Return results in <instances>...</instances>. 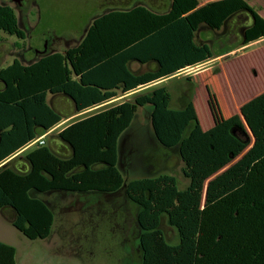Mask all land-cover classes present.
Listing matches in <instances>:
<instances>
[{"label": "trees", "instance_id": "obj_1", "mask_svg": "<svg viewBox=\"0 0 264 264\" xmlns=\"http://www.w3.org/2000/svg\"><path fill=\"white\" fill-rule=\"evenodd\" d=\"M139 3L145 2L126 9ZM172 7L151 10L165 14ZM237 20L239 46L219 51L214 39H199L204 29L216 34V41L227 39ZM4 34L26 38L14 9L0 4V43ZM262 38L264 17L249 0H211L91 66L78 79L68 55L48 46L29 63L15 58L0 68V159L68 117L50 103L48 92L72 100V116L113 92H133ZM188 83L196 87V82ZM72 84L78 93L88 90L93 98L79 105L76 95L66 89ZM194 94L193 88L184 90L183 106L173 107L169 90L157 102L152 92L138 93L131 101L79 119L58 134L69 146L70 156L36 143L0 167V214L29 239H47L53 232L55 211L45 195L123 192L139 209L138 264H264V147L250 148L247 159L212 178L203 207L154 186H130L119 168V140L138 108L146 104H155L151 123L157 142L179 156L197 121ZM17 103L26 128L22 142L16 133ZM243 113L247 116L246 110ZM231 133L240 142H249V134L239 126ZM4 142L9 148L1 153ZM164 223L177 230L176 243L169 242ZM0 264H16V248L1 241Z\"/></svg>", "mask_w": 264, "mask_h": 264}, {"label": "rangeland", "instance_id": "obj_2", "mask_svg": "<svg viewBox=\"0 0 264 264\" xmlns=\"http://www.w3.org/2000/svg\"><path fill=\"white\" fill-rule=\"evenodd\" d=\"M139 1H144L149 6L141 3L126 9ZM208 1L210 0H38L36 5L22 10L11 0H0V4L14 9L19 26L26 33L25 39L3 35L4 41L0 43V68L8 66L15 58L29 63L48 46L51 50L67 54L73 75L78 76L89 65L96 63L95 58H102L101 55L108 54L110 50L138 40L157 26L167 24ZM253 3L252 6L258 12L264 11V0H254ZM170 5L173 7L165 14H157L151 10V7L166 10ZM262 16L264 17V13ZM237 21L227 39L216 41V34L214 37L213 32L205 29L199 34V39H214V46L219 51L226 47H237L241 42L238 28L240 22ZM227 54L222 59H228L225 73L210 77L207 81L201 78L202 83L194 97L197 121L181 145L179 156L175 151L169 150L164 158L159 157L155 162L158 147L162 148L151 123L155 104L138 108L119 144V168L128 185L154 186L179 200L200 207L203 189L212 178L247 159L246 154L250 148L264 147V40ZM219 63L220 60L185 70L181 78L157 83L148 87L150 89L144 93L152 92L156 102L165 90H169L174 99H178L186 89L193 88L196 93V87L188 83L187 77L203 69L207 73H218ZM66 89L76 95L79 105L93 98L88 90L78 93L75 84ZM56 105L65 113H70L75 108L72 100L64 95H61ZM20 108L19 103L14 105L18 117L16 133L19 142H22L26 136V128L21 119ZM243 110H246L247 116ZM235 126L249 134V142L237 140L231 133V128ZM45 139L47 142L48 138ZM49 140L50 145H55L56 140L52 135ZM3 144L1 153L9 148L5 142ZM52 199L56 218L50 240H30L0 217V239L17 246L20 260L30 255L31 264H138V256L134 250L131 251L130 245L124 243L120 229L115 227L117 221H112L111 218L108 221L107 217H100V221L96 217H85L82 209L84 206L71 204L72 197L57 195ZM91 204L92 201L87 202L85 208ZM127 207L128 213L135 212L131 206ZM89 211L93 213L97 209L91 206ZM92 221L95 223H90ZM163 227L169 242L176 243L177 230L166 223ZM79 245H84V249H77L76 246ZM78 251L81 253L78 254Z\"/></svg>", "mask_w": 264, "mask_h": 264}, {"label": "crops", "instance_id": "obj_3", "mask_svg": "<svg viewBox=\"0 0 264 264\" xmlns=\"http://www.w3.org/2000/svg\"><path fill=\"white\" fill-rule=\"evenodd\" d=\"M211 1V0H210ZM249 2H250V4L251 5H253L254 6V0H249ZM169 12V11H168ZM167 13V12H166ZM259 13L261 14V15H263V13H264V11H259ZM184 15V14H183ZM171 22V21H170ZM169 23V22H168ZM165 25V24H164ZM164 25H162V26H164ZM162 26H160V27H162ZM159 26H157L154 30H152L151 32H153V31H155V30H157L158 28H160ZM151 32H148L147 34H145V35H143L142 37H144V36H146V35H148L149 33H151ZM141 37V38H142ZM141 38H139V39H141ZM264 40V38H262V39H260V40H258V41H255V42H253V43H251V44H249V45H252V44H255V43H260V42H262ZM137 41V40H136ZM135 42V41H134ZM134 42H132V43H134ZM132 43H130V44H128V45H123V46H121V47H117V48H115V50H110L109 51V53L108 54H103V55H101V56H103L102 58H100V57H97V58H95L94 59V61H96V63H94V64H92V65H89V67L88 68H90L91 66H94L95 64H97V63H99V62H101V61H103L104 59H106V58H108L109 56H111V55H113V54H115V53H117L118 51H120V50H122V49H124L125 47H127V46H129V45H131ZM249 45H247V46H249ZM247 46H243L242 48H244L245 49V47H247ZM238 49V48H237ZM233 51V50H232ZM228 56V54H224V55H220V56H218V57H216V58H213V59H211V60H209V61H206V62H204V63H201V64H198V65H196V66H192V67H189V68H193V67H196V68H198V67H202V66H205V65H207V64H210L211 62H215V61H219L220 60V63H219V65H220V70H219V72L218 73H210V72H208L207 73V70L206 69H203L202 71H199V72H197L196 74H194L193 76H190V77H187L189 80H191V81H194V82H196V93L194 94V97H195V95H197V89L199 88V86H200V84L202 83V77L203 78H205V80L207 81V79H209L210 77L212 78V77H217V76H219V75H221L222 73H225L226 71H225V67H226V61L228 60V59H226V60H222L223 58H226ZM238 56V55H237ZM234 58V57H233ZM232 59V58H231ZM134 66H136V65H134ZM87 68V69H88ZM185 70H182L181 72H179V73H177V74H175L174 76H171V77H168V78H165V79H162V80H160V81H157V82H155V83H152V84H150V85H147V86H144V87H141V88H139L138 90H135V91H133V92H130V93H127V94H122L121 92H119V91H116V92H113V93H111V95L110 96H108L106 99H104V100H102L101 102H97V103H94V104H90L88 107H86V108H84L83 110H81V111H79L77 114H75V115H72V116H69V115H71L72 113H74V111H72V112H70V113H65L66 115H68V117L67 118H65L61 123H59L57 126H55L53 129H51L50 131H48L47 133H45V134H43L41 137H43L44 139L45 138H48V140H47V142H46V144L47 145H49V146H51L53 149H54V151L56 152V153H58L59 155H61V156H70V154H71V150H70V148H69V146L67 145V144H65L59 137H58V134L64 129V128H66L68 125H70L71 123H73V122H75V121H77V120H79V119H82V118H85V117H87V116H90V115H92V114H95V113H97V112H99V111H101V110H104V109H106V108H109L110 106H112V105H116V104H119V103H122V102H124V101H131V100H133V98H134V96L136 95V94H138V93H143V92H145L147 89H150L151 87H153V85H156L157 83H166V82H169V81H172V80H175V78H181V76H183L182 74H184L183 72H184ZM79 75H80V73H79ZM79 75L78 76H74V79H78L79 78ZM228 82H230V80H228ZM148 87H150V88H148ZM182 93H184V91H182ZM181 93V94H182ZM179 95L178 96V99H174L173 98V100H172V106L173 107H182L183 106V101L181 100V96L182 95ZM61 95H63V94H61V93H50V92H48V95H47V98H48V100L50 101V103L51 104H53L58 110H61V109H59L58 108V106L56 105V102L58 101V99L61 97ZM193 102H194V104H195V107H196V101H195V98H193ZM174 104V105H173ZM197 110V109H196ZM50 135H52V137L56 140V143H55V145H50V140H49V136ZM41 137H39V138H41ZM38 138V139H39ZM121 139H122V137L120 138V140H119V144H120V142H121ZM45 141H46V139H45ZM37 143V142H36ZM34 141H27V142H25L24 144H22V145H20V146H18V147H16V149L15 150H13L12 152H10V153H8L6 156H4L2 159H0V167L1 166H3L4 164H6L7 162H9V161H11L12 159H14V158H16L17 156H19V155H21V154H23V153H25L28 149H30L33 145H35L36 144ZM62 143V144H61ZM120 156V155H119ZM17 163L19 164V163H22L21 161H17ZM207 188V187H206ZM206 188H204L203 190V195H202V198H201V201H200V204L202 203V206H200V207H203L204 206V202H205V195H206ZM92 193V192H91ZM91 193H88V194H91ZM87 193H77V192H68V191H58V192H55V193H51V194H48V195H45V198L48 200V202L53 206L54 205V203H53V197H55V196H59V195H61V196H64L65 198H67V197H72V200H70V202H71V204H72V202L74 201V199L76 198V197H78V196H82V195H86ZM94 194V193H93ZM95 195H97V194H95ZM49 196H52V198H49ZM203 196H204V199H203ZM55 199V198H54ZM85 201H88V200H85ZM83 204V206L85 205L86 206V204H87V202H83L82 203ZM85 206L82 208V209H84V216L85 217H89L90 219L91 218H94V217H96L97 218V221L99 220H101L100 219V217H107V215H105L104 213H98V214H96V212H93V213H91V211H89L90 209H91V207L90 206H88L87 208H85ZM54 207V206H53ZM55 211V210H54ZM0 217L2 218V220H4L5 222H8L9 224H11L12 225V223L11 222H9V221H7L1 214H0ZM84 217V218H85ZM55 218H56V213H55ZM95 218V219H96ZM120 217H119V214L118 215H116V214H114V215H112V221H118V219H119ZM88 219H86V221H87ZM90 223H95L94 221H92V222H90ZM13 226V225H12ZM94 226V228L92 229V230H94L95 229V225H93ZM14 227V226H13ZM86 227V229L88 228V225L87 226H85ZM15 228V227H14ZM92 228V227H91ZM19 231V230H18ZM20 232V231H19ZM86 234H87V232H85ZM25 236V235H24ZM26 237V236H25ZM51 237V236H50ZM50 237L49 238H47V239H43V240H50ZM28 238V237H27ZM29 239V238H28ZM31 240V239H30ZM0 241L1 242H4V243H7V244H9V245H12V246H14L15 248H16V264H31L30 262H31V260H30V255L28 256V257H25V259L23 260H20L19 259V250H18V248H17V246H15L12 242H8V240H5V239H0ZM50 242V241H49ZM83 246V247H82ZM79 245V246H76V248L78 249V247L79 248H81L82 250L84 249V245ZM78 254H80L81 253V251H78L77 252Z\"/></svg>", "mask_w": 264, "mask_h": 264}, {"label": "flooded vegetation", "instance_id": "obj_4", "mask_svg": "<svg viewBox=\"0 0 264 264\" xmlns=\"http://www.w3.org/2000/svg\"><path fill=\"white\" fill-rule=\"evenodd\" d=\"M11 2L15 3L22 10H26L29 9L32 5H36L38 3V0H11ZM131 5H134V3H132ZM137 5H140V3ZM143 5H145V3H143ZM168 151L169 150L167 149L158 147V151H157L158 156L155 158V162L158 160L159 157H161L162 159L163 156L164 158L168 153ZM154 167H156L155 164ZM90 201L93 202L91 206L97 209V211L94 212L96 213L98 212L100 214L101 213L106 214L108 221H111L112 215L119 214V217L121 219L119 218L120 220L119 219L118 221L116 220L117 222L115 223V227L117 226L120 229L119 233H121L122 236L124 237V243H126L127 246L130 245L131 251L133 252L134 250V252L137 255H139L138 243H139V236L141 234V229L137 219V214L139 212L138 207L130 200H128L123 192H119L116 194H99V195H95L93 193L91 194L87 193L86 195L76 197L72 202V204H75V206H79L83 202H90ZM127 206H131L132 208H134L135 212L131 214L128 213L127 210L129 207ZM128 222H130L129 226H128ZM135 240H137L136 243Z\"/></svg>", "mask_w": 264, "mask_h": 264}, {"label": "built area", "instance_id": "obj_5", "mask_svg": "<svg viewBox=\"0 0 264 264\" xmlns=\"http://www.w3.org/2000/svg\"><path fill=\"white\" fill-rule=\"evenodd\" d=\"M193 68H196V67H193ZM193 68H187V69H185V70H188V69L191 70V69H193ZM34 142H35V143L37 142V143L40 144V145H45V144H46V141H45V139H44L43 137H41V138L35 140Z\"/></svg>", "mask_w": 264, "mask_h": 264}]
</instances>
